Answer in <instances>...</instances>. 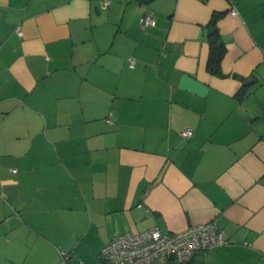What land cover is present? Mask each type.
Segmentation results:
<instances>
[{
  "label": "crops",
  "instance_id": "0c3cea01",
  "mask_svg": "<svg viewBox=\"0 0 264 264\" xmlns=\"http://www.w3.org/2000/svg\"><path fill=\"white\" fill-rule=\"evenodd\" d=\"M209 220L182 264H264V0H0V264Z\"/></svg>",
  "mask_w": 264,
  "mask_h": 264
},
{
  "label": "built area",
  "instance_id": "2783aa9c",
  "mask_svg": "<svg viewBox=\"0 0 264 264\" xmlns=\"http://www.w3.org/2000/svg\"><path fill=\"white\" fill-rule=\"evenodd\" d=\"M108 1L104 3L107 5ZM232 15L236 14L234 8ZM141 25H155V19L149 14L139 18ZM16 32L21 35L20 26ZM133 66L134 60L128 59ZM189 138L192 130L189 127L181 131ZM228 242L224 232L218 229L215 221L195 223L177 232L162 233L156 227L133 233H117L100 249L97 264H182L190 261L198 251H208L224 246ZM59 264H67L68 254L58 252Z\"/></svg>",
  "mask_w": 264,
  "mask_h": 264
},
{
  "label": "trees",
  "instance_id": "16d2710c",
  "mask_svg": "<svg viewBox=\"0 0 264 264\" xmlns=\"http://www.w3.org/2000/svg\"><path fill=\"white\" fill-rule=\"evenodd\" d=\"M221 13L214 12L207 24L206 41L208 43V56L206 60V69L211 74L224 76L221 71V60L225 54V42L219 33L218 27L216 25ZM233 76L238 77L242 82L241 88L239 90V95H244L249 86L256 83V80L250 77H243L233 74Z\"/></svg>",
  "mask_w": 264,
  "mask_h": 264
},
{
  "label": "rangeland",
  "instance_id": "374dc122",
  "mask_svg": "<svg viewBox=\"0 0 264 264\" xmlns=\"http://www.w3.org/2000/svg\"><path fill=\"white\" fill-rule=\"evenodd\" d=\"M90 217H88L87 213V220H89ZM89 221H87L88 223ZM86 243L83 253L80 256H74L75 254L71 255V260H68V264H79L80 262H83L85 264H97V255L102 247V245H99L100 241L97 237L93 236V232H89L86 236ZM84 244V243H82ZM98 247V250H96ZM36 248V247H35ZM0 254L2 252L0 251ZM3 256L0 255V262L4 263L5 260L2 258ZM18 261L15 264H28L29 262H23L21 258H17ZM32 260V259H31Z\"/></svg>",
  "mask_w": 264,
  "mask_h": 264
}]
</instances>
